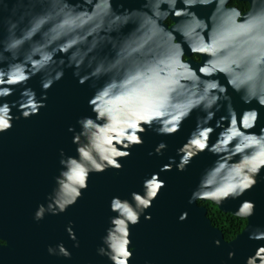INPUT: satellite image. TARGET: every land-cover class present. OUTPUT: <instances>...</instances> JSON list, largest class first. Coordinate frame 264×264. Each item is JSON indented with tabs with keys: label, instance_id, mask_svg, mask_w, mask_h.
<instances>
[{
	"label": "clouds",
	"instance_id": "1",
	"mask_svg": "<svg viewBox=\"0 0 264 264\" xmlns=\"http://www.w3.org/2000/svg\"><path fill=\"white\" fill-rule=\"evenodd\" d=\"M126 2L103 0L101 7L100 0H0V134L9 131L14 120L38 115L46 107L47 90L63 78L65 64L74 67L80 84L102 81L93 85L94 94L88 100L94 117H80L79 130L72 125L68 128L74 134L76 155L60 149L61 168L47 203L39 204L34 213L37 221L74 205L87 190L92 173L122 169L121 159L144 143L143 133L151 129L175 135L197 109L206 115L197 117L196 127L177 149L179 162L169 157L161 171H171L173 164L185 171L199 154L215 155L217 159L203 172L189 197L188 202L198 206H202L200 201L220 206L236 200L260 182L264 126L258 133L252 130L260 120L259 109L264 108V0H246L247 8L232 0H138V8H126ZM196 8H210L211 12L201 16ZM170 17L176 21L171 29L166 24ZM186 55H199L202 62L194 67L193 59L186 60ZM84 68L88 71L81 75ZM46 70L42 98L37 99L36 92L25 87L19 100L5 99L14 94L16 86L27 85ZM221 75L226 83L221 82ZM229 89L244 104L255 103L259 108L238 112ZM14 107L20 115H13ZM221 107H226L227 115L209 126ZM217 128L221 130L212 142ZM167 147L161 141L154 151L163 155ZM142 187V193L131 192V200L119 196L110 200V211L116 215L109 217L97 253L112 264H130L134 252L131 226L142 215L146 220L152 218L146 210L166 182L154 172L143 180ZM255 207L248 199L240 203L233 214L246 219L247 225L234 239L224 237L225 241L235 240L246 230ZM187 217V211L182 212L179 220ZM66 231L79 247L72 222ZM249 239L264 241V230L256 228ZM214 244L220 246L221 241L216 239ZM47 251L66 258L72 255L63 242L49 245ZM228 257L234 258L235 252L229 251ZM246 264H264V245L247 257Z\"/></svg>",
	"mask_w": 264,
	"mask_h": 264
},
{
	"label": "water",
	"instance_id": "2",
	"mask_svg": "<svg viewBox=\"0 0 264 264\" xmlns=\"http://www.w3.org/2000/svg\"><path fill=\"white\" fill-rule=\"evenodd\" d=\"M100 3L102 7L103 0ZM124 6L138 8L140 3L138 0H127ZM194 10L205 17L211 12L210 8ZM131 27L125 28L123 33L127 34ZM177 38L182 39L179 34ZM185 51L188 52L186 44ZM192 62L196 67L197 63ZM63 70V78L47 90L46 107L41 108L38 115L27 119L21 116L14 120L13 127L0 134V235H4L12 223L28 222L31 228L35 227L37 220L34 213L39 204L47 203V195L55 186L54 178L61 168L60 149L67 155H76V145L72 142L74 134L68 131L69 126L79 130L77 120L80 117L95 115L88 100L94 94L93 85L99 86L102 81L89 80L80 84L79 78L73 74L74 67L65 64ZM86 71L87 68L82 69L81 75ZM46 75L47 70L34 75L27 85L16 86L14 94L5 99L8 102L19 100L25 87L32 88L37 99L42 98L44 90L41 81ZM219 78L226 83L223 75ZM229 92L231 103L238 112L249 107L259 108L255 103L244 104L240 95L231 89ZM221 104L226 102L221 101ZM259 110L260 120L252 130L257 133L264 126V108ZM12 111L14 116L20 115L17 108L14 107ZM204 115L206 113L199 109L193 111L175 135H161L151 129L146 131L142 134L144 143L131 148V155L121 159L122 169L110 168L102 173H92L87 190L74 205L58 215L46 214L40 220L43 262L51 256L47 251L48 246L55 247L63 242L72 255L70 258L52 255L54 264H112L108 257L97 253L109 227V217L116 215L110 211V200L113 196L131 200V192L142 193L143 180L158 172L160 178L165 180L166 187L146 210L152 218L146 220L142 215L140 222L131 226L130 239L134 252L130 264H157L158 261H161L160 264H246L247 257L254 255L258 246L264 245V241L249 239V234L256 228L264 230V179H261L264 170L258 177L260 182L240 198L225 201L220 206L213 202L221 211L232 214L245 199L255 203V213L249 218L248 227L231 242L225 241L222 232L211 225L204 205L188 202L201 175L217 157L206 151L195 157L185 171H178L175 164L171 171H161L162 165L170 162L169 157H175L176 163L179 162L177 149L196 127L197 117ZM221 115H227L226 107L216 112L209 126L214 127ZM220 130L217 128L212 134V142H215ZM161 141L168 145L163 155L154 151ZM185 211L188 217L180 221L179 216ZM24 213L26 218L21 217ZM69 222H72L79 247L74 246L76 242L70 239L66 231ZM49 235L53 237L51 241L47 238ZM216 239L221 241L220 246L214 244ZM229 251L235 252L234 258L229 259Z\"/></svg>",
	"mask_w": 264,
	"mask_h": 264
},
{
	"label": "flooded vegetation",
	"instance_id": "3",
	"mask_svg": "<svg viewBox=\"0 0 264 264\" xmlns=\"http://www.w3.org/2000/svg\"><path fill=\"white\" fill-rule=\"evenodd\" d=\"M232 2L239 4L242 8L248 7L246 0H232ZM166 24L171 28L176 24V21L170 17L166 21ZM189 58L193 59L194 62H201L202 60V57L199 55L193 57L185 56L186 60ZM21 217L26 218L27 216L24 213ZM29 224L28 222L12 223L5 231V234L0 235V264H54L52 255L44 262L42 259L41 248L43 237L41 235L40 220L34 223V228H31ZM47 238L50 241L53 239L51 235ZM160 263L161 261L157 262V264ZM150 264H155V262H151Z\"/></svg>",
	"mask_w": 264,
	"mask_h": 264
},
{
	"label": "trees",
	"instance_id": "4",
	"mask_svg": "<svg viewBox=\"0 0 264 264\" xmlns=\"http://www.w3.org/2000/svg\"><path fill=\"white\" fill-rule=\"evenodd\" d=\"M207 208L206 215L209 217L211 225L218 228L226 240H232L237 234L243 231L247 224L246 219L236 217L229 212H223L211 201H200Z\"/></svg>",
	"mask_w": 264,
	"mask_h": 264
}]
</instances>
